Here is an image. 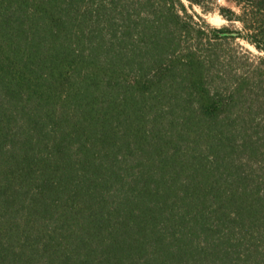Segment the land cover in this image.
I'll return each mask as SVG.
<instances>
[{
	"label": "trees",
	"instance_id": "obj_1",
	"mask_svg": "<svg viewBox=\"0 0 264 264\" xmlns=\"http://www.w3.org/2000/svg\"><path fill=\"white\" fill-rule=\"evenodd\" d=\"M234 2L0 0V264H264V0Z\"/></svg>",
	"mask_w": 264,
	"mask_h": 264
},
{
	"label": "rangeland",
	"instance_id": "obj_2",
	"mask_svg": "<svg viewBox=\"0 0 264 264\" xmlns=\"http://www.w3.org/2000/svg\"><path fill=\"white\" fill-rule=\"evenodd\" d=\"M184 1L188 7L189 12L195 16L197 21H199L201 24L205 26H206L205 22L210 23L211 25H214V26H223V25L232 26L233 24L236 25L237 27L242 26L240 22H237V21L232 22L220 13V8L222 6H228V7H232L233 9L238 10V7L236 6L234 0H216L212 2L210 5V7H212L211 11H207L206 9H204V7L198 4H192L188 0H184ZM240 42L242 45L245 46L246 49L248 48V49L253 50L256 53H260L252 44L248 43L246 40L240 39ZM231 47L239 48V46H237L235 42L231 45ZM259 93H262V96L264 97V93L262 91ZM261 102L262 101H260L259 104ZM258 108H259L258 109L259 116L263 117L261 122H264V107H258ZM260 143L262 145L261 150L262 152H264V141H262V138H261Z\"/></svg>",
	"mask_w": 264,
	"mask_h": 264
}]
</instances>
